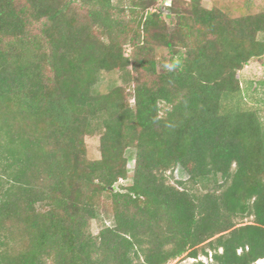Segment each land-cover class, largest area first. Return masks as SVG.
Segmentation results:
<instances>
[{"label":"trees","instance_id":"1","mask_svg":"<svg viewBox=\"0 0 264 264\" xmlns=\"http://www.w3.org/2000/svg\"><path fill=\"white\" fill-rule=\"evenodd\" d=\"M157 3L0 0V264L264 259V11Z\"/></svg>","mask_w":264,"mask_h":264},{"label":"rangeland","instance_id":"2","mask_svg":"<svg viewBox=\"0 0 264 264\" xmlns=\"http://www.w3.org/2000/svg\"><path fill=\"white\" fill-rule=\"evenodd\" d=\"M157 6L159 7L163 1L165 0H157ZM189 1V0H186ZM201 4L206 9H219L230 17L237 18L242 17L249 14H257L264 11V0H201ZM165 19L170 23L173 19V16L165 13ZM130 53L129 50L126 51V55ZM159 57L167 56V50L160 48L157 51ZM264 77V57L260 59H254L250 61L240 72L239 78L242 82L246 81H258ZM120 85L121 77L119 72L113 73H105L99 83V90H106L110 88L112 85ZM133 104V101H131ZM86 146L88 157L91 160H96L100 158L99 151V136H88L86 137ZM126 156L128 158V169L129 175L128 179L122 181L123 185L131 184L132 172L134 169V156L135 151L133 149H129L126 152ZM188 179V175L181 169H177L173 176H171V182L176 184L177 181H186ZM251 219H247L242 222V224L250 223ZM100 225L98 222L93 221L91 224V231L93 234L97 235L100 230ZM212 254L210 253L209 257L204 255L199 256L198 260H193L186 256L178 258L177 260L171 261L169 264H191L195 261H203L210 262ZM257 264H264V259L259 260Z\"/></svg>","mask_w":264,"mask_h":264},{"label":"built area","instance_id":"3","mask_svg":"<svg viewBox=\"0 0 264 264\" xmlns=\"http://www.w3.org/2000/svg\"><path fill=\"white\" fill-rule=\"evenodd\" d=\"M166 3L169 5L171 3V0H166Z\"/></svg>","mask_w":264,"mask_h":264}]
</instances>
